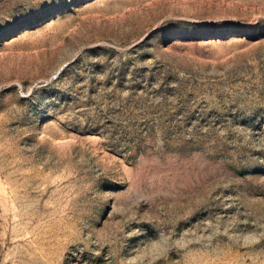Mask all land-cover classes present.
<instances>
[{
	"label": "rangeland",
	"instance_id": "obj_1",
	"mask_svg": "<svg viewBox=\"0 0 264 264\" xmlns=\"http://www.w3.org/2000/svg\"><path fill=\"white\" fill-rule=\"evenodd\" d=\"M0 264H264V0H0Z\"/></svg>",
	"mask_w": 264,
	"mask_h": 264
}]
</instances>
